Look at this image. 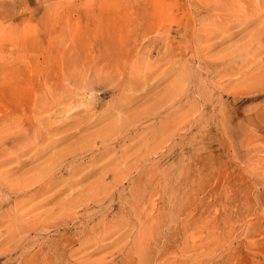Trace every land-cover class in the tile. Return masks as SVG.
Here are the masks:
<instances>
[{"label":"rangeland","instance_id":"rangeland-1","mask_svg":"<svg viewBox=\"0 0 264 264\" xmlns=\"http://www.w3.org/2000/svg\"><path fill=\"white\" fill-rule=\"evenodd\" d=\"M262 29L264 0H0V264H264Z\"/></svg>","mask_w":264,"mask_h":264},{"label":"bare ground","instance_id":"bare-ground-1","mask_svg":"<svg viewBox=\"0 0 264 264\" xmlns=\"http://www.w3.org/2000/svg\"><path fill=\"white\" fill-rule=\"evenodd\" d=\"M239 11H240V10H239ZM260 11H261V10H260ZM214 15H215V14H214ZM252 16H253V15H252ZM210 19H211V18H210ZM208 21H210V20H208ZM207 23H208V22H207ZM209 23H210V22H209ZM211 23H212V22H211ZM211 23H210V24H211ZM208 25H209V24H208ZM211 25H212V24H211ZM220 25H221V24H220ZM213 27H214V26H213ZM214 28L216 29V26H215ZM205 29H206V28H205ZM219 29H220V28H219ZM213 30H214V29H213ZM225 30H227V28H226ZM262 30H264V29H262ZM201 31H202V29H201ZM208 31H209V30H208ZM210 31H211V30H210ZM202 32H205V31L203 30ZM206 32H207V31H206ZM212 32L214 33V31H212ZM215 32H217V31H215ZM262 32H263V31H262ZM200 33H201V32H200ZM258 33L260 34L261 32H258ZM214 34H215V33H214ZM201 35H202V34H201ZM204 35H205V34H204ZM198 36H199V35H198ZM198 36H197V37H198ZM254 38H255V37H254ZM206 41H207V39H206ZM200 50H201V49H200ZM133 64H134V63H133ZM170 68H171V67H170ZM204 68H205V67H204ZM132 70H133V69H132ZM142 70H143V69H142ZM133 71H134V70H133ZM137 72H138V71H136V73H137ZM190 72H191V71H190ZM139 74H141V73H139ZM128 75H129V74H128ZM143 77H144V76H143ZM136 78H137V77H136ZM142 80H143V79H142ZM188 84H189V83H188ZM156 85H157V84H156ZM185 85H186V84H185ZM246 86H247V85H246ZM246 86H245V87H246ZM146 87H147V86H146ZM182 90H183V89H182ZM187 90H188V89H187ZM181 93H182V92H181ZM181 93H179V94H181ZM185 93H186V92H185ZM127 94H128V93H127ZM175 94H176V93H175ZM182 94H183V93H182ZM62 95H63V94H62ZM62 95H61V96H62ZM177 96H178V95H177ZM64 98H65V97H64ZM177 98L179 99V97H177ZM33 99H34V98H33ZM59 100H60V99H59ZM62 101H63V100H62ZM176 101H177V100H176ZM32 102H33V101H32ZM59 102H60V101H59ZM43 103H44V102H43ZM51 103H52V102H51ZM172 103H173V102H172ZM39 104H40V103H39ZM152 104H153V103H152ZM191 104H192V103H191ZM32 105H33V104H32ZM41 105H42V104H41ZM55 105H56V104H55ZM55 105H54V106H55ZM30 106H31V105H30ZM175 106H176V105H175ZM48 107H49V106H47V108H48ZM106 107H107V106H106ZM167 107H168V106H167ZM30 108H32V110H33V107H30ZM44 108H45V106H44ZM171 108H172V107H171ZM194 109H195V108H194ZM44 110H45V109H44ZM184 110H185V109H184ZM189 110H191V109H189ZM33 111H34V110H33ZM41 111H43V109H41ZM142 111H143V110H142ZM192 111H193V110H192ZM34 112H35V111H34ZM39 112H40V111H39ZM59 112H60V111H59ZM9 114H10V113H9ZM32 114H33V113H32ZM35 114H36V113H35ZM39 114H41V112H40ZM94 114H95V113H94ZM119 114H120V113H119ZM175 114H176V113H175ZM184 114H185V113H184ZM23 115H24V114H23ZM36 115H37V114H36ZM4 116H5V115H4ZM34 116H35V115H34ZM174 116H175V115H174ZM176 116H177V115H176ZM24 117H25V116H24ZM178 117H179V116H178ZM29 118H31V117H29ZM42 118H43V117H42ZM188 118H189V117H188ZM188 118H187V119H188ZM32 119H33V118H32ZM36 119H37V118H36ZM36 119H35V120H36ZM38 119H40V117H39ZM170 119H171V118H170ZM172 119H173V118H172ZM187 119H186V120H187ZM23 120H26V119H23ZM28 120H29V119H28ZM42 120H44V118H43ZM42 120H39V121H42ZM173 120H176L175 117H174ZM29 121H30V120H29ZM36 121L38 122V120H36ZM36 121H32V123H33V122H36ZM76 121H77V120H76ZM134 121H135V120H134ZM6 122H7V121H6ZM14 122H15V121H14ZM17 122H18V121H17ZM21 122H24V121H21ZM30 122H31V121H30ZM37 122H36V123H37ZM45 122L47 123V121H45ZM135 122H137V121H135ZM27 123H28V122H27ZM171 123H173V122H171ZM8 124H9V123H8ZM29 124H30V123H29ZM37 124H38V123H37ZM37 124L35 125V127H36V126H39V124H38V125H37ZM41 124H42V123H41ZM43 124H44V127H46L45 123H43ZM49 124H50V123H49ZM11 125H13V124H10V126H11ZM30 125L33 126V124H30ZM47 125H48V124H47ZM53 125H54V124H53ZM60 125H61V124H60ZM166 125H167V124H166ZM173 125H174V124H173ZM6 126H7V125H6ZM19 126H20V125H19ZM26 126H27V125H26ZM40 126H41V125H40ZM86 126H87V125H86ZM2 127H4V125H3ZM44 127H41V128H42V131H44V130H43ZM49 127H50V126H49ZM61 127H62V126H61ZM61 127H60V129H61ZM0 128H1V127H0ZM14 128H15V127H14ZM20 128H22V125H21ZM23 128H24V127H23ZM31 128H32V127H30V129H31ZM38 128H39V127H37V129H38ZM75 128H76V127H75ZM121 128H122V127H121ZM12 129H13V128H12ZM27 129H28V128H27ZM37 129H35V130L33 129V130H34V132L37 131V132H38V135H37V136H39V133H40V132H39V130H37ZM46 129H47V127H46ZM73 129H74V128H73ZM5 130H6V129H5ZM5 130H4V131H5ZM9 130H10V129H9ZM28 130H29V129H28ZM40 130H41V129H40ZM58 130H59V129H58ZM115 130H116V129H115ZM119 130H120V129H119ZM119 130H118V131H119ZM15 131H16V130H15ZM5 132H6V131H5ZM5 132H4V133H5ZM11 132H12V131H11ZM23 132H24V131H23ZM54 132H55V131H54ZM56 132H57V130H56ZM124 132H125V131H124ZM4 133H3V134H4ZM13 133H14V132H13ZM13 133H12V134H13ZM3 134H2V135H3ZM8 134H9V135H12V134H10V132H9ZM33 134H34V133H33ZM40 134H41V133H40ZM77 134H78V133H77ZM9 135H8V136H9ZM3 136H4V135H3ZM33 136H34V135H33ZM46 136H47V135H46ZM66 136H67V135H66ZM84 136H85V135H84ZM5 137H7V136H5ZM62 137H64V136H62ZM62 137H61V138H62ZM3 138H4V137H3ZM26 138H27V137H26ZM31 138H32V137H31ZM45 138H46V137H45ZM117 138H118V137H117ZM122 138H123V137H122ZM4 139H5V138H4ZM84 139H85V138H84ZM29 140H30V139H29ZM35 140H36V137H35ZM44 140H45V139H44ZM48 140H49V139H48ZM62 140H63V139H62ZM62 140H59V141H62ZM93 140H94V139H93ZM111 140H112V139H111ZM52 141H53V140H52ZM55 141H56V140H55ZM55 141H54V143H55ZM57 141H58V140H57ZM57 141H56V142H57ZM29 142H30V141H29ZM50 142H51V141H50ZM50 142H49V143H50ZM0 143H1V142H0ZM42 143H43V142H42ZM91 143H92V142H91ZM95 143H96V142H95ZM1 144H2V143H1ZM52 144H53V143H52ZM56 144H57V143H56ZM93 144H94V143H93ZM13 145H14V144H13ZM36 145H37V144H36ZM0 146H1V145H0ZM37 146H38V145H37ZM45 146H49V145H45ZM51 146H52V145H51ZM5 147H6V146H5ZM7 147H8V146H7ZM39 147H40V146H39ZM43 147H44V146H43ZM43 147H41L42 150H44ZM84 147H85V146H84ZM88 147L90 148V146H88ZM99 147H100V146H99ZM32 148H33V147H31V149H32ZM47 148H48V147H47ZM85 148H86V147H85ZM94 148H95V147H94ZM45 149H46V147H45ZM73 149H74V148H73ZM78 149H79V147H78ZM87 149H88V148H87ZM4 150H5V149H4ZM4 150H3V152H4ZM26 150H27V149H26ZM32 150H33V149H32ZM84 150H85V149H84ZM84 150H83V152L87 151V150H85V151H84ZM91 150H92V149H91ZM19 151H20V150H19ZM37 151H38V150H37ZM37 151H34V152L38 153L39 151H38V152H37ZM47 151H48V150H47ZM88 151H89V150H88ZM8 152H9V151H8ZM15 152H16V151H15ZM15 152H14V153H15ZM23 152H25V151H23ZM28 152H30V151H28ZM42 152H44V151H42ZM72 152H73V151H72ZM76 152H77V151H76ZM147 152H149V151H147ZM6 153H7V152H4V153H3V156H5ZM9 153L12 154L11 152H9ZM17 153H18V152H17ZM81 153H82V152H81ZM20 154H21V152H20ZM20 154H19V155H20ZM23 154H24V153H23ZM23 154H22V155H23ZM27 154H28V153H27ZM41 154H42V153H41ZM41 154H40V157H41ZM44 154H45V152H44ZM72 154H73V153H72ZM8 155H9V154L7 153V156H8ZM12 155H13V154H12ZM19 155H17V157H18ZM22 155H20V156H22ZM24 155H25V154H24ZM33 155H34V154H33ZM33 155H31V156H33ZM36 155H37V154H36ZM42 155H43V154H42ZM80 155H81V154H80ZM25 156H26V155H25ZM76 156H78V154H77ZM85 156H86V155H85ZM12 157H13V156H12ZM72 157H73V155H72ZM78 157H79V156H78ZM93 157H94V156H93ZM0 158H1V157H0ZM3 158H4V157H3ZM8 158H9V156H8ZM13 158H15V156H14ZM13 158H12L11 161H13ZM21 158H22V157H21ZM21 158H20V160H22ZM27 158H28V157H27ZM29 158H30V157H29ZM33 158H34V157H33ZM33 158H32V159H33ZM65 158L68 159L69 157L66 156ZM1 159H2V158H1ZM25 159H26V158H25ZM63 159H64V158H63ZM70 159H71V158H70ZM23 160H24V158H23ZM28 160H29V159H28ZM36 160H37V159H36ZM55 160H56V159H55ZM65 160H66V159H65ZM65 160H64V161H65ZM72 160H73V159H72ZM74 160H75V159H74ZM77 160H78V159H77ZM91 160H92V159H91ZM8 161H10V159H9ZM17 161H18V160H17ZM26 161H27V160H26ZM31 161H32V160L30 159L29 162H31ZM70 161H71V160H70ZM6 162H7V161H6ZM15 162H16V161H15ZM23 162H24V161H23ZM59 162H60V161H59ZM61 162H62V161H61ZM122 162H123V161H122ZM3 163H4V162H3ZM8 164H9V163H8ZM17 164H18V163H17ZM40 164H41V163H40ZM55 164H56V163H55ZM59 164H60V163H59ZM63 164H64V163H63ZM66 164H67V163H66ZM4 165H5V164H4ZM18 165H19V164H18ZM100 165H101V164H100ZM14 166H15V165H14ZM14 166H13V167H14ZM37 166H38V165H37ZM46 166H47V165H46ZM59 166H60V165H59ZM62 166H63V165H62ZM94 166H95V165H94ZM18 167H19V166H18ZM20 168H21V167H20ZM20 168H18V169H20ZM54 168H55V167H54ZM97 168H98V167H97ZM57 169H58V168H57ZM8 170H9V169H8ZM48 170H49V169H48ZM50 170H51V169H50ZM60 170H61V169H60ZM0 171H1V170H0ZM38 171H39V170H38ZM54 171H56V170H54ZM65 171H66V170H65ZM102 171H103V170H102ZM1 172H2V171H1ZM6 172H8V171L6 170ZM11 172H13V171H11ZM35 172H36V171H35ZM35 172H34V173H35ZM85 172H86V171H85ZM117 172H118V171H117ZM130 172H131V171H130ZM3 173H4V171H3ZM36 173H38V172H36ZM113 173H114V172H113ZM5 174H6V173H5ZM40 174H41V173H40ZM83 174H84V173H83ZM33 175H34V174H33ZM46 175H47V173H46ZM106 175H107V174H106ZM6 176H9V175L7 174ZM6 176H5V178H6ZM41 176H44V175H41ZM49 176H50V175L47 176V179H48ZM51 176H52V174H51ZM31 177H32V176H31ZM62 177H63V176H62ZM106 177H107V176H106ZM125 177H126V176H125ZM8 179H9V178H8ZM10 179H11V177H10ZM17 179H19V178H17ZM61 179H62V178H61ZM77 179H78V178H77ZM0 180H1V179H0ZM13 180H14V178H13ZM62 180H63V179H62ZM1 181H2V180H1ZM1 181H0V183H1ZM16 181H17V180H16ZM20 181H21V180H20ZM41 181H43V180H41ZM47 181H48V180H47ZM54 181H55V182H53L52 185H54V183H56L57 180H54ZM58 181H60V180L58 179ZM11 182H12V181H11ZM14 182H15V180H14ZM18 182H19V181H18ZM31 182H32V181H31ZM66 182H68V181H66ZM22 183H23V182H22ZM28 183H29V182H28ZM41 183H42V182H41ZM45 183H46V182H45ZM48 183H49V182H48ZM59 183H60V182H59ZM117 183H118V182H117ZM2 184H3V183H2ZM4 184H5V183H4ZM19 184H20V183H19ZM45 185H46V184H45ZM104 185H105V184H104ZM18 186H19V185H18ZM38 186H39V185H38ZM38 186H37V187H38ZM49 186H51V184H50ZM49 186L47 185V188H48ZM54 186H55V185H54ZM62 186H63V185H62ZM70 186H71V185H70ZM7 187H8V186H7ZM28 187H29V186H28ZM52 187H53V186H52ZM106 187H107V186H106ZM5 188H6V187H5ZM10 188H12V187H10ZM20 188H21V187H20ZM20 188H19V189H20ZM53 188H54V187H53ZM110 188H111V186H109V189H110ZM16 189H17V188H16ZM19 189H17V190L20 191ZM24 189H25V188H24ZM26 189H27V188H26ZM26 189H25V190H26ZM51 189H52V188H51ZM17 190H16V191H17ZM21 190H22V188H21ZM44 190H45V189H44ZM44 190L41 191V192H44ZM46 190L48 191V189H46ZM46 190H45V191H46ZM58 190H60V189H58ZM106 190H107V188H106ZM62 191H63V190H62ZM82 191H83V190H82ZM97 191H98V190H97ZM4 192L6 193V191H4ZM13 192H14V191H13ZM31 192L33 193V191H31ZM41 192H38V193L40 194ZM2 193H3V192H2ZM29 193H30V191H29ZM34 193H35V192H34ZM34 193H33V195H34ZM57 193H58V191H57ZM39 194H38V195H39ZM107 194H108V193H107ZM88 195H89V194H88ZM36 196H37V195H36ZM93 196H94V195H93ZM0 197H1V196H0ZM9 197H10V196H9ZM12 197H13V196H12ZM28 197H29V196H28ZM95 197H97V196H95ZM1 198H2V197H1ZM29 198H30V197H29ZM34 198H35V196H34ZM36 198H37V197H36ZM3 199H4V198H3ZM8 199H9V198H8ZM8 199H7V200H8ZM5 200H6V199H5ZM5 200H3V201H5ZM7 200H6V201H7ZM31 200H32V199H31ZM11 201H12V200H11ZM19 201H21V200H19ZM82 201H83V200H82ZM20 203H21V202H20ZM27 204H28V203H27ZM1 205H2V203H1ZM24 205H25V204H24ZM24 205H23V206H24ZM32 205H33V204H32ZM35 205H36V204H35ZM28 206H29V204H28ZM20 207H21L20 209H22V206H20ZM29 208H30V207H29ZM20 209H19V210H20ZM134 209H135V208H134ZM12 210H13V209H12ZM3 211H4V210H3ZM21 211H22V210H21ZM135 211H137V209H136ZM19 212H20V211H19ZM23 212H24V210H23ZM46 212H47V211H46ZM46 212H45V213H46ZM20 213H21V212H20ZM14 214H15V213H14ZM63 214H64V213H63ZM136 214H137V213H136ZM27 215H28V214H27ZM44 215H45V214H43V216H44ZM6 216H7V214H6ZM11 216H12V215H11ZM24 216H25V215H24ZM48 217H49V216H48ZM11 218H12V217H11ZM11 218H10V219H11ZM19 218H20V217H19ZM20 219H22V218H20ZM37 219H38V218H37ZM44 220H45V219H44ZM35 221H37V220L35 219V220L33 221V223H34ZM25 222H26V221H25ZM38 222H39V221H38ZM51 222H52V221H51ZM11 224H12V223H11ZM29 224H30V222H29ZM29 224H28V225H29ZM41 224H42V223H41ZM48 224H49V223H48ZM146 224H147V223H146ZM14 225H15V224H14ZM18 225H19V224H18ZM31 225H32V224H31ZM33 225H34V224H33ZM33 225H32V227H33ZM37 225H39V223H38ZM37 225H35V226H37ZM35 226H34V228H35ZM44 226H45V225H44ZM46 226H47V225H46ZM142 226H143V225H142ZM7 227H8V226H7ZM14 227H15V226H14ZM26 227H27V225H26ZM9 229H10V228H9ZM29 229H30V228H29ZM42 229H43V228H42ZM142 229H143V228H141L140 230L143 231ZM24 230H25V229H24ZM26 230H27V229H26ZM32 230H33V229H32ZM16 233H17V232H16ZM22 233H23V235L25 234V236H23L22 234H21V236H23V237L25 238L27 232L25 233V231H23ZM139 233H140V232H139ZM150 233H151V232H150ZM10 234H12V232H11ZM143 234H144V232H142V236H143ZM16 235H18V233H17ZM27 235H28V234H27ZM137 235H138V234H137ZM139 235L141 236V233H140ZM147 235H148V234H147ZM11 236H13V235H11ZM28 237H29V236H28ZM28 237H27V238H28ZM5 238H6V236H5ZM11 238H12V237H11ZM25 239H26V238H25ZM15 240L17 241V239H15ZM21 240H22V239H21ZM16 241H15V242H16ZM9 242H10V241H9ZM13 242H14V241H13ZM27 242H28V241H27ZM19 243H20V242H19ZM137 243H138V242H137ZM27 244H28V243H27ZM139 244H140V243H139ZM16 246H17V245H16ZM143 246H144V245H143ZM17 247H18V246H17ZM21 247H22V246H21ZM140 249H141V248H140ZM0 256H1V255H0ZM162 264H163V263H162Z\"/></svg>","mask_w":264,"mask_h":264}]
</instances>
